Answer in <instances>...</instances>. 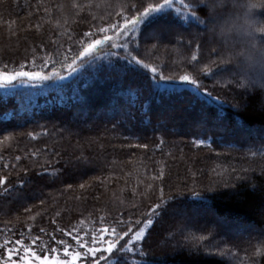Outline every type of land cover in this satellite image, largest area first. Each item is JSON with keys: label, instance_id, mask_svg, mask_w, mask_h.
Listing matches in <instances>:
<instances>
[{"label": "trees", "instance_id": "trees-1", "mask_svg": "<svg viewBox=\"0 0 264 264\" xmlns=\"http://www.w3.org/2000/svg\"><path fill=\"white\" fill-rule=\"evenodd\" d=\"M159 2L143 0L144 6ZM71 4L72 0H0V65L30 64L34 55L55 52L61 44L67 49L71 41L61 34L65 27L73 39L82 38L89 30L91 16L86 10L77 17ZM175 7L184 11L180 5ZM57 20L62 27H56ZM194 28L170 10L141 26L136 54L157 65L177 83L184 74L198 78L202 97L187 91L157 96L150 89L151 73L145 72L143 78L128 76L123 80L122 90L137 92L135 101L128 95L115 96L114 84L96 83L82 91L90 108L86 117L77 115L78 105L58 106L52 94L47 98L52 102L50 107L37 111L33 118L23 110L27 97L5 99L0 93V139L8 133L15 136L10 144L5 142L0 148V175L8 176L6 186L20 187L21 181H30L20 187L21 199L0 200V241L5 235H12L13 239L19 238L21 232L27 235L31 229L32 236L49 240L55 234L75 248L71 236H64L58 228L65 232L80 229L83 233L93 224L100 227L101 215L106 222L120 217L143 220L147 217L142 214L160 202L161 187L165 196L179 188L184 194L164 206L140 242L150 264H249V257L264 264V256H252L264 229V173L260 171L264 158L248 152L253 142L259 144L258 133L264 131V101L259 93L248 95L238 90L226 82L227 78L221 80L199 72V67L217 53L204 40H193ZM150 33H157L162 39L148 38ZM182 37L184 42L193 40L191 46L178 45ZM192 52H196L198 64L185 61L184 57ZM114 79L119 81V77ZM111 96H115L118 109L134 114L131 127L117 125V120L107 115L106 105ZM39 102L44 103V98ZM101 109L105 112L98 117ZM145 120L150 123L145 125ZM161 123L163 127L158 126ZM44 131L48 135H37L36 140L28 135ZM199 139L212 140L211 148L197 147L193 141ZM131 144H147L148 148L129 147ZM230 144L235 147H229ZM34 151L39 152L35 158L31 155ZM16 156L21 157L20 161H16ZM81 158L89 163H82ZM4 163L9 164L8 169L3 168ZM53 168L61 170L55 178L38 175ZM161 168L163 179L152 180ZM245 168L254 171L246 173ZM238 175L249 178L237 180ZM226 180L234 186L224 187ZM80 184L85 187L80 188ZM148 184L152 185L151 190L147 189ZM253 184L255 188L251 187ZM192 191L200 192L202 199H193ZM121 200L124 202L120 203ZM26 208L31 211H25ZM81 220L85 221L83 226ZM213 228L215 231L210 234ZM232 228L241 229L244 235L232 236ZM190 234L208 239L193 242ZM128 239L125 237L120 244ZM49 243L58 247L60 257H64L63 245ZM193 243L200 246L199 252L190 250ZM209 244L213 247H206ZM221 250L228 254L221 255ZM47 254L54 255L50 250ZM3 255L6 253L0 249V256ZM113 258L117 264H128V258L119 253L114 252Z\"/></svg>", "mask_w": 264, "mask_h": 264}, {"label": "snow or ice", "instance_id": "snow-or-ice-1", "mask_svg": "<svg viewBox=\"0 0 264 264\" xmlns=\"http://www.w3.org/2000/svg\"><path fill=\"white\" fill-rule=\"evenodd\" d=\"M176 5L182 6L184 11H181L179 7H175ZM57 7L63 8V5H58ZM71 8L75 10L77 17L81 16L86 10L88 15L91 16L89 30L83 33L82 38L73 39V35L65 27L61 34L67 35L68 40L71 41L67 49H64L61 44L55 52H45L39 57L34 55L30 64L22 62L16 67H10L9 63L5 62L0 65V93L5 99L9 97H27L28 104L24 106L23 110L30 117L34 118L37 111L43 112L45 108L50 107L52 102L48 101L47 98L52 94H55L54 103L58 106L78 105L77 115L86 117L90 108L86 97L82 95V91L96 83L101 86L114 84L112 92L115 96L128 95L135 101L137 92H132L131 90L125 92L122 90L123 80L128 76L136 79L143 78L145 72L151 73L150 89L157 96L184 91L190 92L195 97L203 96V93L200 92L201 84L198 78L184 74L179 76V83H177L171 77H166L157 65L138 58L136 54L140 46L138 36L141 33V26L151 22L159 15L175 10L178 16L195 25V18L190 15L188 4L185 3V0H161L159 3H148L146 6H144L143 0H86L85 3L72 0ZM44 11L50 15L48 8H45ZM67 23L68 20L65 19L64 24L66 25ZM73 23H75V20H73ZM36 27L39 28L40 25H36ZM56 27H62L59 20L56 21ZM148 38L162 39L157 33L149 34ZM177 44L184 47L183 38H180ZM187 46H191V43H187ZM153 47L155 48L156 45H153ZM199 47L197 45V49ZM33 52H35V49H33ZM184 59L187 63L197 62L198 64L196 52H192L190 56ZM197 64H193V67H197ZM198 70L205 76L212 78L221 77L224 73V70L220 67H216L215 70L210 68L209 63L203 64ZM114 76L119 77L118 82L114 79ZM21 90L24 91L22 92ZM115 96H111L106 105L107 115L111 119H116L117 125L123 124L131 127L130 122L135 121L134 114L128 110L118 109ZM208 96L211 97V94L208 93ZM40 98H44V103L39 102ZM104 112L105 109H101L97 116L99 117ZM144 114L147 115L146 110ZM149 123L150 121L148 120L144 121L145 125ZM158 126L163 127V123ZM28 135L32 140H36L37 135H48V133L47 131L39 134L29 132ZM258 135L260 136L259 144L257 145L253 142L249 146L248 152L254 157L260 156L264 158V131H261ZM14 139L13 133L4 135L0 139V148L4 146L5 142L10 144ZM125 139H129V137H125ZM163 143L164 141L161 140L160 144L162 145ZM193 143L197 147L206 146L211 148L213 141L199 139L194 140ZM129 147L147 149L148 145L131 144ZM229 147L235 146L230 144ZM38 154V151H34L31 155L35 158ZM15 159L20 161L21 157L16 156ZM2 160L3 157L0 156V161ZM81 162L84 164L89 163L84 158H81ZM56 163L59 164L60 161L57 160ZM45 164L50 165V162L45 160ZM11 167H16V165ZM3 168L8 169L9 164L4 163ZM60 171V169L56 168L51 171L46 169L44 173H38V175L47 174L55 178ZM232 171L234 172L235 169H232ZM243 171L248 173L254 171V169L245 168ZM260 171L264 173V167ZM25 174L27 175V173ZM163 177L164 171L161 168L159 175H153L151 179L162 180ZM248 178L247 176H236L237 180ZM29 182L28 180L21 181L20 187ZM7 183L8 176L0 175V200L8 202L21 199L23 193L20 191V187L15 185L6 186ZM231 186L234 185L229 184L227 180L224 182V187ZM68 187H71V185ZM84 187V184H80V188ZM146 187L148 190L152 189L151 184ZM251 187L255 188L256 185L253 184ZM208 190L211 191L212 189ZM159 193L160 202L152 206L147 213L142 214L147 217L146 219L129 218L125 220L120 217L114 222H106V217L101 215L99 217L100 227H95L93 224V226L85 228L83 233H81L80 229L65 232L63 229L58 228L57 231L63 232L64 236H71L72 240L75 241V248H72L66 240L57 239L55 234L51 235L49 240H43L39 236H32L31 229H29L27 235L21 232L19 238L16 239H13L12 235H5L0 241V249H3L6 255L0 256V264H33V261L38 262V264H78V262H83V264H101L102 261L104 264H117L116 259L113 258L114 252L127 257L128 264H150L147 253L140 246V242L144 240L147 230L153 225L154 218L161 215V210L164 206L184 194L182 190L177 188L176 191L170 192L165 196L163 187L159 189ZM133 194L135 195V189ZM192 197L196 200L202 199L198 191H192ZM123 202V200L120 201V203ZM133 207H136V205H133ZM25 211H31V209L26 208ZM84 224L85 221L81 220L80 225L83 226ZM136 226H139L138 230H134ZM125 227L126 231L123 230ZM40 231L44 233L43 228ZM214 231L215 228L211 229L210 234ZM190 236L193 242L208 239L206 236L197 237L194 234H190ZM125 237H129V239L125 244L121 245L120 242ZM49 241H55L57 246L63 245L62 255L70 259H61L59 248L51 247ZM206 247H213V245L209 244ZM49 250L54 254L51 257L47 254ZM190 250L199 252L200 246L193 243ZM98 253L100 255H97ZM42 254L43 259H41ZM220 254L226 255L228 253L225 250H221ZM232 255L233 257L235 256L234 253ZM252 256H264V229L260 231V239L254 245ZM248 259L249 264H259L258 260H253L251 257Z\"/></svg>", "mask_w": 264, "mask_h": 264}, {"label": "clouds", "instance_id": "clouds-1", "mask_svg": "<svg viewBox=\"0 0 264 264\" xmlns=\"http://www.w3.org/2000/svg\"><path fill=\"white\" fill-rule=\"evenodd\" d=\"M187 4L195 18L193 40H204L217 53L209 67L222 68L221 80L227 78L248 95L259 93L264 101V0H187Z\"/></svg>", "mask_w": 264, "mask_h": 264}, {"label": "rangeland", "instance_id": "rangeland-1", "mask_svg": "<svg viewBox=\"0 0 264 264\" xmlns=\"http://www.w3.org/2000/svg\"><path fill=\"white\" fill-rule=\"evenodd\" d=\"M151 34V33H150ZM229 233L232 235V236H240V235H244V233H242V230L241 229H238V228H232L230 229ZM51 257V256H50ZM61 259H70V258H66V257H60ZM91 258V257H89ZM41 259H43V257L41 256ZM33 264H38V262L36 261H33ZM78 264H83V262H78Z\"/></svg>", "mask_w": 264, "mask_h": 264}]
</instances>
